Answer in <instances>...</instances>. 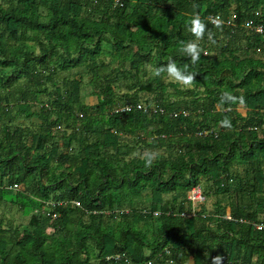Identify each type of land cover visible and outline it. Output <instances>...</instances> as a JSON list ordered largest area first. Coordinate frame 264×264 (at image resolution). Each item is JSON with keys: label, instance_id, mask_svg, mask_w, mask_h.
<instances>
[{"label": "trees", "instance_id": "obj_1", "mask_svg": "<svg viewBox=\"0 0 264 264\" xmlns=\"http://www.w3.org/2000/svg\"><path fill=\"white\" fill-rule=\"evenodd\" d=\"M248 20L264 27V0H0V203L27 217L0 211V264H264V33ZM170 59L195 81L155 75Z\"/></svg>", "mask_w": 264, "mask_h": 264}, {"label": "rangeland", "instance_id": "obj_2", "mask_svg": "<svg viewBox=\"0 0 264 264\" xmlns=\"http://www.w3.org/2000/svg\"><path fill=\"white\" fill-rule=\"evenodd\" d=\"M104 49H109L107 46H104ZM79 68H74L70 71V73H67L69 75V77H78L79 75ZM150 70V75H153V70L152 68H149ZM66 73H63V72H57L56 74V80L59 81L60 78H62ZM85 77V75H84ZM166 80L169 81V80H174V77H172L171 75L167 74L166 76ZM47 89L48 90H51L52 89V86L47 83ZM170 91H173L172 89H170ZM80 96L82 98L83 101H85L88 105H94L97 101H98V97L96 95H94L92 93V88L91 86H89L87 83H84L82 86H81V91H80ZM40 97L42 99L45 100V97L46 95L44 93H42L40 95ZM152 108V106H150ZM149 107V109H150ZM32 109L36 110V111H39V105L37 104H34L33 103V106H32ZM238 110L242 113V114H245V111H246V108L242 107V106H239ZM14 124H20V126L24 127V128H27V127H31L33 128L34 130L38 129L40 127V124H41V120L38 119L37 117L33 116L31 118H25L23 116H20L19 118H17V121L15 119V121L13 122ZM136 153H138L136 151ZM20 186L18 185L17 188H19ZM215 200V197H210L207 202H205L204 204L206 205V209H210L212 210L214 208V205H213V202ZM197 208H198V205H197ZM0 211L4 212V214L9 217L10 219H12L14 222V224H19V223H23V222H26L27 221V217L22 215L20 211L17 210L16 207L14 206H11L9 205L8 203H0ZM228 211V209H227ZM91 261L90 263L91 264H95V262ZM190 264H192V261L190 260L189 261Z\"/></svg>", "mask_w": 264, "mask_h": 264}, {"label": "clouds", "instance_id": "obj_3", "mask_svg": "<svg viewBox=\"0 0 264 264\" xmlns=\"http://www.w3.org/2000/svg\"><path fill=\"white\" fill-rule=\"evenodd\" d=\"M191 30L196 34L197 37L203 38L207 30L206 21L199 15L193 16L191 20ZM209 36H211V33H209ZM183 50L190 57L193 64L200 60L202 54L201 46L196 40L189 41L186 45H184ZM164 72H167L178 82H181L185 85L191 84L193 81H195L196 77V73L187 71L186 69L182 68L174 59H170L166 65L156 67L154 74L159 76ZM223 123L226 126H230V121L227 118H225ZM154 156V153H148L146 157V163L150 165L153 161Z\"/></svg>", "mask_w": 264, "mask_h": 264}, {"label": "built area", "instance_id": "obj_4", "mask_svg": "<svg viewBox=\"0 0 264 264\" xmlns=\"http://www.w3.org/2000/svg\"><path fill=\"white\" fill-rule=\"evenodd\" d=\"M214 20H219V16H215L214 17ZM247 29L253 31V32H256V33H260V34H263L264 33V27L261 25V24H257V23H254L252 20H248L246 22H244L243 24ZM129 107L128 106H122L120 107L118 110H125V109H128ZM13 188H17L18 187V184H14L12 186ZM187 199L191 201V212L189 213H181V215H187V216H191V215H194L195 214V211L197 209V205L199 203H201L202 201H204V196L202 195V192H201V189L199 186H195L193 187L187 194ZM75 204L76 205H79V202L75 201ZM155 215L158 214V211L154 212ZM226 218H229L230 219V216L226 215ZM254 226L257 228V229H261L263 227L262 224H259V223H256L254 224ZM123 255V254H122ZM120 256V254H116L114 255L113 257L116 259ZM108 259L109 258H112V256H109L107 257ZM147 264L150 263V261H147L146 262Z\"/></svg>", "mask_w": 264, "mask_h": 264}, {"label": "crops", "instance_id": "obj_5", "mask_svg": "<svg viewBox=\"0 0 264 264\" xmlns=\"http://www.w3.org/2000/svg\"><path fill=\"white\" fill-rule=\"evenodd\" d=\"M228 212V211H227Z\"/></svg>", "mask_w": 264, "mask_h": 264}]
</instances>
